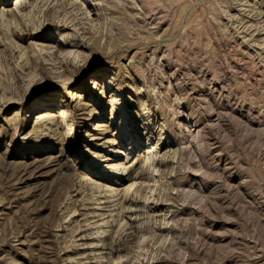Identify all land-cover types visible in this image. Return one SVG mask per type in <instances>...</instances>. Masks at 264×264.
<instances>
[{"label": "rangeland", "instance_id": "1", "mask_svg": "<svg viewBox=\"0 0 264 264\" xmlns=\"http://www.w3.org/2000/svg\"><path fill=\"white\" fill-rule=\"evenodd\" d=\"M17 1L0 264H264V0Z\"/></svg>", "mask_w": 264, "mask_h": 264}, {"label": "bare ground", "instance_id": "2", "mask_svg": "<svg viewBox=\"0 0 264 264\" xmlns=\"http://www.w3.org/2000/svg\"><path fill=\"white\" fill-rule=\"evenodd\" d=\"M22 0H18V2H21ZM66 1V0H65ZM78 2H82L83 4H86V0H75V2H71L69 1V3H71L72 5L78 7V10L80 11V6H81V3H78ZM76 10V9H75ZM114 98L116 99L115 101H117L119 98H118V95H114ZM64 110H62L63 112ZM47 114V112H40L39 116L38 117H44L45 115ZM56 115H59V114H53V116H56ZM64 116V114H62ZM151 153H154V151H152ZM155 154H152V156H154ZM131 198V197H130Z\"/></svg>", "mask_w": 264, "mask_h": 264}]
</instances>
